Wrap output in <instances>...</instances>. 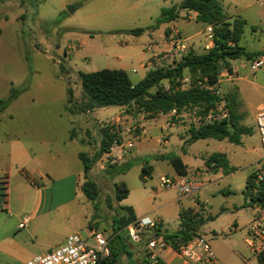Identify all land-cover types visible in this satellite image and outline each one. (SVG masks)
<instances>
[{
    "label": "rangeland",
    "instance_id": "374dc122",
    "mask_svg": "<svg viewBox=\"0 0 264 264\" xmlns=\"http://www.w3.org/2000/svg\"><path fill=\"white\" fill-rule=\"evenodd\" d=\"M59 1L0 0L2 28L0 100L9 96L11 82L18 87L28 89L11 105L7 111L8 116L2 118L0 122V178L7 176L10 182L7 201L4 184L0 183V259L1 255L12 257L1 259L0 264H14L16 260L22 264L42 255V253H34L38 246L30 247L28 244L25 246H29L30 250L17 249L16 242L10 243L5 240L10 231L15 229V223L7 216L8 212L4 208L7 202L9 207L11 205V209L15 211L17 209L19 215L31 214L29 210L35 202L36 189L44 186L46 191L40 196L42 198L49 196L53 206H58L53 221L56 230L65 231L68 235L78 233L82 236H86L89 230H100L115 246L117 255L120 256L117 264H132L130 261L142 264L141 260L136 258L142 252L141 242H133L128 236L127 228L119 233L121 235L119 238L116 237L113 222L120 213L121 206L115 199L114 183L126 180L130 190V200L139 204L140 217L161 218L164 220L165 230L173 232L177 220L173 212L162 214L167 206L163 207L161 200L179 199V195L176 190L159 188L161 174L173 179L170 172L172 167L167 163L150 162L153 172L144 182L142 167L130 169L124 178L119 175L113 176L112 167L115 165L111 161H99L93 166L89 178L98 184L100 196L94 202L88 201L81 190L86 179L83 164L77 154L85 153L90 160H93L100 148L99 129L102 128V124L97 123L96 120L99 118L104 122H110L117 109L116 107L100 108L98 115H91V120L81 111H78V114H69V112L66 114L69 97L67 90L71 89L75 104L82 109L84 103L77 73H92L106 69L107 60L111 59L99 54L95 46L98 47L102 40H110L113 36L118 40H125L128 33L122 29H146L153 26L160 17L163 6L177 5L179 0H127L124 7L138 6L136 12L96 18H92L91 14L101 7L95 9L92 6L95 0H75L71 5L64 7L63 11H60ZM220 1L229 17H241L247 22L241 45L247 47L246 49L251 53L264 52V33L252 30L253 27L260 31L264 30V9L259 6L258 0ZM114 2L105 0L101 3ZM78 3L81 4V8L70 13V7H76ZM5 15L8 16L9 22L2 25ZM180 24L187 27L182 34L183 38L196 35L193 40H205L206 27L202 23L185 24L180 21ZM151 40H153L151 33H146L143 41L147 44ZM190 43L191 40L187 42ZM70 44L76 47L74 49L76 60L69 65L70 60L65 61L63 51ZM79 44L83 46L78 48ZM198 51L203 52L201 48ZM25 57L28 58L27 63ZM260 57L264 58V56L256 58ZM247 60L242 58L235 61L234 65L238 68L241 80L235 83L237 88L232 86L229 93L231 92L230 97L237 95V112L243 117L241 125L252 128L253 133L244 135L242 144L238 146L216 140H208L211 142L210 146H207V142L201 141L187 145L190 149L187 158L190 174H194L197 169L205 168L202 155L207 158L218 153L215 146L224 148L223 154L229 161L230 167L235 169L231 174L220 171L217 176L201 177L200 181L206 184L210 181L211 184H208V188L201 193L196 192L190 198L209 203L205 205L206 212L203 214V223L199 225L201 232L198 235L207 238L214 253L225 264H258L246 243L252 223L256 219L254 210L244 208L227 213L221 211L230 204L244 201L243 191L248 177L258 170L261 167L260 163L264 161V152L260 151V135L255 125L258 108L264 104V68L253 72ZM72 72L73 75L70 76ZM224 87L225 85L222 86ZM182 115L180 120L190 124L197 123L191 111ZM71 122H74L73 125ZM69 132L77 139L76 143L69 141ZM17 134L22 138L20 142H11L10 136ZM10 148L19 154V165H24L29 171L27 179L20 174V167L10 166L8 157ZM254 149L258 154H254ZM260 155H263L261 159H259ZM62 159L67 161L65 169L59 166ZM41 176H44V179ZM27 180L30 182L28 183ZM162 193L163 195L159 197L158 195ZM25 196H30V203L20 199ZM41 201L44 200L41 199L39 202ZM236 213H239V216H235ZM207 224L208 226L205 227ZM211 229L216 230V233L213 234L214 231ZM18 232L23 233V231ZM150 232L151 230L143 233L145 240L149 239ZM49 252L51 250L43 254ZM144 257H146L145 253Z\"/></svg>",
    "mask_w": 264,
    "mask_h": 264
},
{
    "label": "trees",
    "instance_id": "16d2710c",
    "mask_svg": "<svg viewBox=\"0 0 264 264\" xmlns=\"http://www.w3.org/2000/svg\"><path fill=\"white\" fill-rule=\"evenodd\" d=\"M183 11H194L198 13L197 22L205 26H212L214 30V46L205 53H197L190 49L186 54L177 58L174 63L163 60L158 67L150 69L146 76L137 84H134L128 73L123 70L103 69L92 73L79 72L81 88L86 101L80 109L73 100V92L68 89L67 111L78 114V111L87 112L97 108L125 107L133 114H144L148 118L157 115H167L173 110L177 115L191 111L200 122L193 124L190 128V138L186 145L193 144L199 140L213 139L217 141H228L234 145L241 144V137L249 134L250 129L241 126L242 115L237 113V95L227 96L226 108L230 117L227 119L213 121L204 120L210 116L219 106L222 99L212 94L206 86H214L219 82V76L224 68L231 66L232 62L242 58L252 60L264 56V52L250 53L241 45L244 38L247 22L241 18L229 17L220 0H180L178 5L164 9L161 17L150 27L156 30L160 25L176 21ZM144 29H135L131 33L136 36L143 34ZM233 43L234 46H229ZM189 83H185V79ZM20 91H13L7 100L0 101V110H4L16 99ZM114 125H108L99 129L101 136L100 148L93 160L85 153L80 154L84 165L86 181L81 186L82 192L88 201H96L100 196L98 184L89 178L90 172L98 159L104 154H110L111 149L120 143L119 129ZM74 135H72V139ZM185 151V149H183ZM167 160L180 176L187 175V166L180 156L171 155L163 158ZM207 165L223 168L226 174L234 172L224 155H213ZM261 167L252 172L248 177L244 195L246 203L244 207L264 210V161ZM131 163L112 167L113 176L125 175L131 168ZM153 168L144 163L142 168V179L151 174ZM260 173L263 179L256 183L257 175ZM115 199L118 203L125 200L130 190L125 182L114 183ZM137 220L133 209L120 207V213L114 219L113 226L116 237L130 224ZM203 223L197 215L184 212L181 215L182 229L174 234H166L164 241L166 245L178 250L179 244L190 241L196 236V229ZM111 257L104 264H117L120 256L116 248L110 243ZM258 264H264V251L257 257ZM148 264V263H147Z\"/></svg>",
    "mask_w": 264,
    "mask_h": 264
},
{
    "label": "crops",
    "instance_id": "0c3cea01",
    "mask_svg": "<svg viewBox=\"0 0 264 264\" xmlns=\"http://www.w3.org/2000/svg\"><path fill=\"white\" fill-rule=\"evenodd\" d=\"M74 1L75 0H60L59 1L60 11H63L64 7L71 5V3H73ZM86 1H90V0H86ZM102 1H105V0H102ZM102 1H98V0L94 1L95 3H93L92 6H94L95 9L96 8L99 9L101 7V9L97 10L94 14H91L92 18H96V17H100V16H106V15H114V14H119V13H124V12L125 13H134L138 10V6H126V7H124L127 0H111V2L112 1H115V2L110 3V4L101 3ZM179 3H180V0H179ZM99 4H101V5H99ZM107 6H116L117 8L116 9H113V8L107 9L106 8ZM171 7L172 6H163L161 8V14H162V11L164 9L171 8ZM80 8H81V4L78 3L75 7L74 12L78 11ZM160 17H161V15H160ZM197 18H198L197 12L183 11L180 13V17L176 21L162 24L156 30H150V27H152V25H151L150 27H147L146 29H144L145 31L143 32V34H141L140 36H136V35H133L131 33L132 30H123L122 29V31L128 33L127 37H125V40H120V39L118 40L115 36H113L112 39H110V40H106V41L102 40L101 41L102 43H100L98 45V47L95 46V48H97L96 50L99 54H104L106 57L111 58L110 60H107L108 64L106 66L107 67L106 69L123 70V71L128 73L131 81L134 84H137L146 76L147 72L153 68L152 64L156 58H158V57L162 58V56L165 55L166 53L172 52L173 44H172L171 40H172V34L174 32L179 33L181 39L184 41V44L188 47V51L190 49H193L197 53H205V52H207L213 48L214 42H209V40L206 37V30L204 33L205 34V40L204 41L193 40V38H195L196 35H189L186 38H183L182 34H183V32H185L187 30V27H186V25H181L180 21H183V23L186 24L188 22H197ZM8 22H9L8 16L5 15L3 20H2V25L6 24ZM205 27L207 28L208 26H205ZM252 30H253V32H263L264 33L263 29H261L262 31H260L257 28L253 27ZM1 33H2V28L0 27V34ZM146 33H151V35L153 36V40H151V42H148L147 44L143 41L144 35ZM60 37L61 36H59V38ZM190 40H191V43L187 44V42H189ZM82 46H83V44L77 45L78 48H81ZM75 48L76 47L74 44H70L67 47V49H65L63 51L65 61L70 60L69 65L72 64L73 62H75V60H76V55H75V51H74ZM200 48L203 52L198 51V50H200ZM244 48L246 49L247 47H244ZM246 51L249 52L248 49H246ZM24 60L26 63L28 62V58L25 57ZM161 63H162V61H161ZM72 75H73V72H72V74H70V76H72ZM239 80H241V78L238 75V77L236 78L235 81L231 82L229 80L224 79V80H219V82L216 85H214V86H216L217 89H219L221 91L222 95H224L225 102H227V96H229L231 94V92L229 93V91L233 88L232 86H235V88H237V85H235V83L237 84L239 82ZM223 85H225L224 88H222ZM10 87L11 88H10L9 96L7 98L1 99V100H7L13 91H20V92H19L18 96L16 97V99L13 100L7 108H5L4 110H0V122H2V118L8 116L7 111L11 107V105L15 101H17L24 92L28 91L27 87H24V88L18 87L13 82L10 83ZM79 88L82 91L81 83H80ZM238 91H239V88H238ZM82 101H86V99L83 95V92H82ZM238 101H239V98H238ZM262 107H264V104L258 108L256 117H257V115H258V113ZM116 109H117V112L114 114V116L112 117L110 122L109 121L104 122L103 120H99V118H97L96 121H98L97 123L102 124V127L108 126V125L116 126L115 124L117 123V120L120 118L121 119L120 127L118 126V128H117V129H119L118 131H119L120 143L118 145H115L111 149L110 154L102 155L98 159L97 162L103 161V160L105 162L111 161V163L116 165V166H122V165H126L128 163H131L132 166L130 169L137 168V167L143 168L144 163L150 164V162H152V163H154V162L167 163L172 167L170 172H171V175H173L172 176L173 179H176L179 177H187L188 179H190L192 181L194 188H195L193 190V193L188 195V197H187V195L186 196H180L177 188L173 187L170 189H165V188L159 187L161 190H164V189L165 190H176L178 192L179 199L172 198L171 200H166V199L161 200L162 206L163 207L167 206V207H165L166 210L163 211L162 214L164 215V213L173 212L175 215V219L177 221L175 223V230L173 232H167L165 230L166 228L163 227V223H164L163 219H161V218L153 219L156 222V226L154 229H150L151 232H150L149 239H147V240L144 239L143 233L146 231H144L142 233V235H141L142 241L140 243V245H142V247H143L142 252H141L142 254L139 253L138 257H136V258L138 260H141L142 264H147L148 262L146 260V257H144V253H145L146 245H147L148 241H150L152 239L164 240V236L166 234H174V233L179 232L182 229V224H181L182 213L191 212L193 215H197L200 219L204 220L203 214L206 212V206L205 205H209V203L208 202H201L199 200L197 201L195 199L191 200L190 198L196 192L201 193L202 190L208 188V184H211L210 181L208 182V184H206L203 181H200L199 179L201 177L211 176V175L217 176V174L220 171L224 172L223 168H216V167H214V165H211V166L207 165V161L213 155L221 154V155L225 156V154H223V152H222L224 150V148L215 146L214 148L218 149V151H219L218 153H214L213 155H211L210 157H207V158L202 155V159L204 161L205 168L203 170L197 169L194 172V174H190L189 164H188L187 158L189 157V150H190L189 146L192 144L187 146L186 142L190 138V132L189 131H190L191 126L194 123L190 124V123H187L185 120H182V119L180 120L179 118L183 117L182 114L176 115V116H172L170 114H167V115L162 114V115H157L154 118H148L144 114H138L136 116L133 114V112H130V110L128 108H125V107H116ZM99 110H100V108L99 109L97 108V109H94L91 111L84 112L85 117L87 119L91 120V115H98ZM67 113H68V111L66 108V114ZM69 114H71V113H69ZM10 117L12 118V115ZM256 117H255V125H256ZM78 118L81 121L82 118H80V115L78 116ZM132 120L137 122V124L140 126V129L142 130L143 137L140 140H135L131 136H129L123 132V129L125 127H127L132 122ZM73 123L74 122H71V125H73ZM109 123H111V124H109ZM197 123L199 124L200 122L197 120ZM241 126L250 129L251 132L249 134L253 133L252 128H249L245 125H241ZM25 134L26 133H24V135ZM24 135L22 137H24ZM69 135H70L69 141L72 143H76L77 139L75 137L72 139L71 132H69ZM10 137H11L10 140H12L11 142L19 143L20 139H22V138H20L21 136L19 134L11 135ZM242 137H241V144H242V139H243ZM208 140H213V139H206V140H199V141L207 142V146H210L211 142H209ZM199 141H197V142H199ZM224 141H226V140H224ZM220 142H223V141H220ZM260 148H261V144H260ZM183 149H185V151H183ZM261 150H262V148L260 149V151ZM253 152H254V154H258L257 150H255V149L253 150ZM80 154H81V152H79L77 154L79 160H81ZM171 155H177V156L181 157L183 163L187 166V175L186 176L178 175L176 173L175 169L173 168V166L167 160L163 159L164 157L171 156ZM8 157L10 159V166L13 168H15V166L20 167L21 168L20 174L24 178L27 179V173L29 171L24 167V165H22V166L19 165L20 156L18 153L13 151V148H10V152L8 153ZM262 157H263V155H260L259 159H261ZM59 163H60L59 166L61 165L64 169L66 168L67 161L65 159H62V161H60ZM228 163H229V161H228ZM83 167H84V165H83ZM17 170H19V168H17ZM152 172H153V170H152ZM231 173H233V172H231ZM231 173H229V174H231ZM120 176H123L125 178L127 176V173L125 175H120ZM163 176H166V174H161L160 178ZM41 177H42V179H44V176H41ZM166 177H168V176H166ZM0 179H1L0 183L4 184V186H3L4 195H5V198L7 201L8 194H9L10 182H9L7 176H4V177L2 176ZM145 179H146V177L143 179L144 182H145ZM124 181H125V183L127 182L126 180H123L120 182H124ZM29 182L30 181H28V183ZM37 185H39V184H37ZM159 186H160V184H159ZM44 191H46V186H44L43 188L36 189L37 196H35V202L33 203L31 210H29V211H31V214L27 213L28 215H24V214L19 215L17 209L15 211V210L11 209V205L9 207V204L7 205V202L5 203L6 206H5L4 210H6L8 212L7 216H9L10 219L15 223V229L10 231V233L7 235L5 240L10 242V243L16 242L15 246L17 247V249L25 248V249L30 250L28 248L29 246L28 247L25 246V245L30 244V247H32V246L37 247L38 246L34 250L35 252L33 251L34 253H42L43 254L46 251H49V250L52 251V250L56 249L69 236L67 234V232H65V231L56 230V227H55L53 221L55 220V214L54 213L57 210L58 206H53V202H51L52 200L50 199L49 196L43 197V198L40 196L41 193ZM244 191H245V189H244ZM244 191H243V195H244ZM162 195H163V193L158 195V196L160 197ZM244 198H245V195H244ZM20 199H22V201L27 200V202L30 203V196L20 197ZM41 199H43L44 201L39 202ZM40 203L42 204L41 206H40ZM245 203H246V199H244L243 202L239 201L238 204H230V206H228V208H222L221 211L223 213L224 212L227 213V212H233V211H238V210H241L244 208H248V207H244ZM119 205L121 207L132 208L137 219L140 218L141 215L139 212V204L130 200L129 196L125 200L120 202ZM249 209H253V208H249ZM161 210H163V209L161 208ZM253 210H254L255 214L257 215V211L255 209H253ZM222 212H221V214H223ZM235 216H239V213H236ZM25 221L28 222L27 227L25 229H20V225L22 223H24ZM207 226H208V224L205 227H207ZM18 231H23V233H20ZM211 231H214L213 234L216 233V230H214V229H211ZM195 232H196V235H198L199 232H201V229L199 228V226L197 227ZM120 236L121 235H119V237ZM119 237L117 236V238H119ZM247 238H248V236H247ZM247 238H246V241H247ZM250 252H251V250H250ZM251 254H252V252H251ZM159 256H160L161 261L165 264H185L183 259L178 255L177 251L168 245L164 249L160 250ZM216 256L218 257V255H216ZM9 257H11V256L1 255V259L9 258ZM255 258L257 259V257H255ZM1 259H0V261H2ZM218 259H219L221 264H225L224 262L221 261V259L219 257H218ZM130 262L132 264L136 263L133 261H130ZM19 263H20V261L16 260V262L14 264H19Z\"/></svg>",
    "mask_w": 264,
    "mask_h": 264
},
{
    "label": "built area",
    "instance_id": "2783aa9c",
    "mask_svg": "<svg viewBox=\"0 0 264 264\" xmlns=\"http://www.w3.org/2000/svg\"><path fill=\"white\" fill-rule=\"evenodd\" d=\"M258 4L264 9V0H258ZM206 37L209 42L214 41V30L212 26L206 28ZM173 50L166 53L162 58L158 57L153 61V68L158 67L163 60L171 63L188 52V47L184 44L178 32L172 34ZM229 46H234L230 43ZM248 65L253 72H257L264 68V58H254L248 60ZM238 77V68L234 62L228 68L221 71L219 80L235 81ZM185 83H189V79H185ZM205 87L214 95L222 99L221 103L215 111L208 116L206 122H213L230 117V113L226 108L224 95L216 86ZM170 115L176 116L177 112L173 110ZM121 119L115 124L120 127ZM256 127L260 135V144L264 152V107H262L256 117ZM123 132L131 136L135 140H140L143 137L142 130L137 122L132 121L130 125L123 129ZM263 176L258 173L256 183H259ZM160 187L165 189L177 188L180 196H186L193 193L194 185L187 177H179L171 179L163 176L160 178ZM256 219L252 223L250 232L247 238L252 255L258 257L264 251V210L256 207ZM28 222L25 221L20 225V229H25ZM156 222L149 216L138 218L134 223L127 227V233L130 239L139 243L142 241V233L150 229H154ZM164 240L152 239L146 245V260L148 264H165L161 261L159 252L166 247ZM178 255L183 259L185 264H221L218 257L212 250V247L204 235H196L190 241L180 243ZM112 251L110 240L104 236L99 230H89L86 236L80 234H71L65 241L53 251L38 255L22 264H104L111 257Z\"/></svg>",
    "mask_w": 264,
    "mask_h": 264
},
{
    "label": "water",
    "instance_id": "95a60500",
    "mask_svg": "<svg viewBox=\"0 0 264 264\" xmlns=\"http://www.w3.org/2000/svg\"><path fill=\"white\" fill-rule=\"evenodd\" d=\"M69 11H70V13H74L75 7H70Z\"/></svg>",
    "mask_w": 264,
    "mask_h": 264
}]
</instances>
